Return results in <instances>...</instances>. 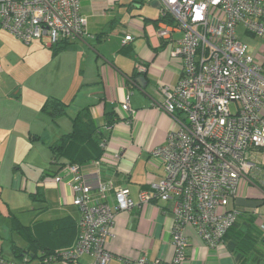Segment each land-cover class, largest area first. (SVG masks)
<instances>
[{
  "label": "built area",
  "instance_id": "1",
  "mask_svg": "<svg viewBox=\"0 0 264 264\" xmlns=\"http://www.w3.org/2000/svg\"><path fill=\"white\" fill-rule=\"evenodd\" d=\"M158 1L157 35L172 41L181 64L178 83L160 87L159 109L173 126L165 142L152 150L150 162L163 175L141 190L135 202L127 188L103 183L98 174L87 176L79 165L67 166L71 202L81 213L76 243L43 258L12 262L0 256V264H110L113 255L105 244L113 237L116 213L145 210L157 201L172 204V258L151 260L143 254L133 264H186L193 259L189 229L208 249L220 252L224 247L226 233L242 212L235 201L255 168L249 156L264 148V66L239 34L243 28L244 34L264 39V0ZM0 27L25 44L46 39L58 45L91 36L81 0H0ZM174 33L182 37L173 40ZM133 39L128 34L124 42ZM137 70L147 69L137 65ZM121 107L133 121L136 111L129 95ZM120 158L117 153L107 161L116 165ZM53 181L62 185L64 177ZM111 192L114 208L106 201ZM253 213L264 233V201Z\"/></svg>",
  "mask_w": 264,
  "mask_h": 264
},
{
  "label": "crops",
  "instance_id": "2",
  "mask_svg": "<svg viewBox=\"0 0 264 264\" xmlns=\"http://www.w3.org/2000/svg\"><path fill=\"white\" fill-rule=\"evenodd\" d=\"M120 4L125 12L119 10L117 2L114 7L108 8L104 0H81L91 36L74 41L57 53L46 39L23 44L12 33L0 32V41L5 47L0 49L1 187L25 192L32 199V195L38 196L40 192L45 198L44 203H47L43 188L51 185L58 194L60 192V200L62 198V201L72 204V191L67 183L71 179L70 175L64 177L62 185L55 184L53 178L49 177L45 180L40 178L34 184L28 181L25 173L35 168L37 171L42 170L43 177L45 172L53 169L46 161V157L52 156L50 145L63 134L70 133L74 118L85 116L86 112L91 113L103 128L106 127V114L110 119L111 113L119 114L121 120L110 127L108 133L105 132L108 138L105 161L87 166L85 175L93 177L98 174L103 183L112 184L116 189L127 188L135 202L143 186L163 175L162 171L158 178L154 175L141 178L136 176L135 169L142 160L150 162L152 150L165 142L173 126L171 117L159 109L162 100L160 87L178 83L181 64L172 53V41H164L157 35L159 8L153 0ZM0 30L3 29L0 27ZM128 34H132L134 39L125 43ZM181 37V33L173 34V40ZM12 50L22 54L21 61L9 58ZM251 53L264 64V52ZM137 65L145 66L146 72H139ZM141 76H145L147 82H135ZM128 95L130 106L136 111L131 122L126 119L128 114L121 107ZM51 98L67 104L65 114L56 119L43 110ZM47 145L50 154L47 147L44 148ZM117 153L121 156L118 163H109ZM32 154L35 160L31 165L28 158ZM249 157L255 168L249 176V183L242 189L241 197L235 201V205L242 210L236 229L232 232L235 235L227 237L224 247L215 253L204 245L195 231L189 229L188 254L193 259L186 264H237L235 255L228 247H234L237 236H242L252 225L257 227L259 220L253 210L263 205L264 201V148L253 151ZM131 182L138 183V195L133 194ZM106 201L115 207L112 192L107 195ZM66 217L78 221L81 213L79 218ZM62 218L65 217L57 219ZM57 219L41 220L38 215L29 224L21 223L33 226L37 221ZM173 222L174 213L169 202H153L145 210L134 208L131 211H118L113 237L105 244L113 255L110 264H133L143 254L151 260H170L173 255ZM76 237L59 235L46 242L48 246H54L56 251L72 247ZM20 238L24 244L18 245L12 241L11 250L13 244L21 249H29L26 241ZM39 251V255L43 253ZM14 257L15 261L12 262L20 261Z\"/></svg>",
  "mask_w": 264,
  "mask_h": 264
},
{
  "label": "trees",
  "instance_id": "3",
  "mask_svg": "<svg viewBox=\"0 0 264 264\" xmlns=\"http://www.w3.org/2000/svg\"><path fill=\"white\" fill-rule=\"evenodd\" d=\"M160 19L159 13V21ZM70 43L72 42L64 41L58 45H52V48L57 53L67 48ZM66 107L67 104L61 100L51 98L47 101L43 110L56 119L60 115L65 114ZM111 115L112 119L108 118V114L105 115V128L101 127L89 112H86L85 116L78 115L75 117L72 131L63 134L56 142L50 145L52 152L51 164L55 168L45 172L42 180H45L47 177H66L68 174H66L65 169L69 165H79L80 171L84 173V170L90 164L94 163L95 165V162H101L105 152L102 145L108 142L106 136L108 129L121 120L118 116L119 114L111 113ZM126 119L129 121V116ZM106 131L107 133L105 134ZM148 187V185H145L142 188L145 189ZM32 197L34 199H40L42 202L45 201L44 196L40 192L38 196L32 195ZM78 221L72 217H65L49 222L37 221L33 226H26L22 224L15 215H12V231L19 234L26 241L29 248L27 250L21 249L16 244H13L12 250L14 255L22 261L27 256L36 259L43 258L46 254H51L55 251V248L54 246H48L46 241H50L54 236L57 237L59 235L77 236ZM237 222L226 233L224 242L227 237L235 235L232 232L236 229L235 226ZM235 242L236 244L234 247L230 245L228 248H230L233 255H235L237 264H264V233L259 229L258 225L257 227L252 225L242 236H237ZM31 249H33V251H31ZM39 250L43 252L40 255L38 254ZM25 252H27L26 255ZM41 255L44 256L41 257Z\"/></svg>",
  "mask_w": 264,
  "mask_h": 264
},
{
  "label": "rangeland",
  "instance_id": "4",
  "mask_svg": "<svg viewBox=\"0 0 264 264\" xmlns=\"http://www.w3.org/2000/svg\"><path fill=\"white\" fill-rule=\"evenodd\" d=\"M131 1L134 0H104L105 4L108 5V8L114 7L115 2H117L118 5L117 7L119 8V10L122 9L124 12H125L124 10L125 8L121 7L120 3L131 2ZM153 1L159 8L160 2L158 0H153ZM115 8L114 10L117 11L118 8L116 9ZM0 32L2 33L7 32L8 34H11L10 31L5 29L0 30ZM239 34L243 36L242 41L248 45L250 52H255V51H258L260 53L264 52V40L257 37H253L252 35L249 34H244L243 28H239ZM11 35L13 37H17L13 33ZM111 41H115V40L111 39ZM1 43L2 42L0 41V49H2V47L5 49V47ZM23 44L25 43L23 42ZM10 54L12 56H10L9 58L12 57L11 59L14 58V60L17 61H21V59L23 58L22 54L18 51L12 50ZM45 147H47L50 154L49 145L44 146V148ZM46 158L48 165L54 169L55 167L51 164L52 156L50 155L49 157ZM34 160H35V155L32 154L28 158V162H30V164L32 165V161ZM145 162L146 160H142L136 166L135 169L136 176L142 178V177H148L149 175H154L155 177L158 178L162 173L163 169H157L151 162H146V163ZM25 174L28 181L33 182L34 184L37 183L40 178H42V170L37 171L35 170V168L28 169L27 173ZM134 178L136 177L134 176ZM131 189L133 190L132 191L133 194L138 195L139 192L138 183L131 182ZM43 190L45 192L46 198L48 199L47 203L42 202L40 199H32L30 195L26 194L25 192H19L18 190H14V189L13 190L5 189L0 186V255H2L3 259L9 261L10 260L15 261V257L12 254V250H11L12 241H14L18 245L24 244L20 236L11 231L10 224H11L12 215H15L19 219V221L23 222L24 224H29L34 219V217L38 215L39 218H41V220L57 219L66 216H75L76 218L80 217L79 208L77 206L75 207L71 203L65 202V200L62 201V198L60 200V196H59L60 192L58 194L57 189H54L51 185H48L44 187ZM138 198L139 195L137 196V199ZM46 207L48 208L47 210L44 209ZM213 251L215 253L218 252L217 250H213Z\"/></svg>",
  "mask_w": 264,
  "mask_h": 264
},
{
  "label": "water",
  "instance_id": "5",
  "mask_svg": "<svg viewBox=\"0 0 264 264\" xmlns=\"http://www.w3.org/2000/svg\"><path fill=\"white\" fill-rule=\"evenodd\" d=\"M145 73V72H144ZM139 81H143V82H145L146 81V78H145V76H141V77H139V78H137V79H135V82H139ZM147 82V81H146ZM145 83H144V87H145Z\"/></svg>",
  "mask_w": 264,
  "mask_h": 264
}]
</instances>
